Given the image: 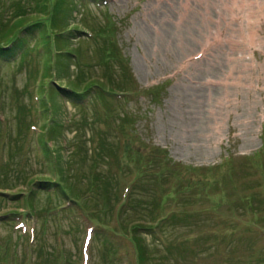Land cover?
<instances>
[{"label":"rangeland","instance_id":"1","mask_svg":"<svg viewBox=\"0 0 264 264\" xmlns=\"http://www.w3.org/2000/svg\"><path fill=\"white\" fill-rule=\"evenodd\" d=\"M75 2L64 23L82 68L62 59L51 85L85 70L116 88L105 102L46 100L53 62L0 60V264H84L85 247L86 264H135L124 224L151 221L145 264H264V0ZM41 95L59 106L47 121ZM53 118L49 158L59 153L76 196L93 190L86 209L24 197V178L53 176L37 137Z\"/></svg>","mask_w":264,"mask_h":264},{"label":"trees","instance_id":"2","mask_svg":"<svg viewBox=\"0 0 264 264\" xmlns=\"http://www.w3.org/2000/svg\"><path fill=\"white\" fill-rule=\"evenodd\" d=\"M80 1L83 0H78V2ZM71 2L72 4L74 2L76 4L77 0H33L34 5L33 7H30L24 4L22 0H12L9 5V7L12 9V11L9 13L10 16L8 18L2 17L0 19V60L12 62L18 58L25 59L29 57L31 53H36L38 55L40 54L46 61L49 62V64L53 62L52 65H54V69L52 67L54 72L49 66L47 69L50 71L46 74L42 70L43 72L40 75V83H43L40 85L42 87L41 91L45 92L47 87L51 91V96H47L48 99H52L57 95V93H61L71 99V101L82 100L86 97L89 98L91 95V99L95 98L99 101L105 102L108 97L102 92H114V88H116L113 87L111 89L109 88L110 84L106 86L103 83V81L106 80H109V83L113 81L109 77L102 79L100 78L101 82L99 81L100 79L93 80L90 77L85 78L86 74H83L85 71L83 70L81 74L78 72L75 79L68 78L65 84H61L63 87H66V90L57 89L51 85L53 77L57 79L58 76L65 73L67 66L63 63L62 59H71V61H73L78 68H82L78 54H76L78 51L76 49H72L67 43L68 33H71V31H77L76 28H71V24L69 26L67 23H64L65 18L67 17V13L64 8L67 6V3L68 5H71ZM30 10H32V12H29ZM66 31L68 33H66ZM93 31L94 34H96V37L102 38L100 36L101 32L98 33V30ZM38 49H41L40 52ZM55 54L58 55V60L56 59ZM117 56L122 57L121 54H117ZM109 61V57L103 61L107 65L105 71L112 74L109 70H107L110 68L108 65ZM80 87L81 89H79ZM68 89H70V91ZM118 90L120 91L121 89L118 88ZM91 92L94 94H89ZM40 103V113L41 116L46 119V121L50 118L51 112L53 113L59 109L58 104L54 100L48 104L45 103L44 97L42 95L40 98ZM46 104L49 105L51 109H48L47 106H45ZM46 121L42 126L41 134H38L37 137L43 156L47 158L49 163H51L50 167L52 168L53 176L52 178H49L44 177L43 175L37 177L29 175L28 177L24 178V180H28L27 183H30L32 186L31 189L26 192V194L24 193V197L28 201V198L32 197L33 199V195H36V193L41 192L49 194L51 192V194L58 197H72L75 202L81 206V208L86 209L87 205H85L82 201L83 199L87 198L88 195L94 197L93 190H87L88 192L85 195L79 197L76 196L78 190L73 191L69 188V186H67L68 178L65 176L67 175L66 169L57 166V157L59 158V153H55V157L49 158L51 150L48 147V143L56 142V135L61 134L60 130L58 129V127H61V125L54 118L52 119V123H50L51 121ZM75 144L73 146H75ZM57 148L58 147L55 149ZM58 149H60V147ZM88 155L90 157V153ZM96 212L97 211L94 210L93 215H95ZM164 220L165 218H161L159 222L162 223ZM153 224V221L149 223H134L131 225L124 224V226L127 227V230H129L127 232L130 236V244H132L135 249V264H145V261L149 259L147 253V244L145 241L146 236H144V234H150V236L153 234L152 231L155 229Z\"/></svg>","mask_w":264,"mask_h":264},{"label":"bare ground","instance_id":"3","mask_svg":"<svg viewBox=\"0 0 264 264\" xmlns=\"http://www.w3.org/2000/svg\"><path fill=\"white\" fill-rule=\"evenodd\" d=\"M181 5L183 6L182 8H184V7H186V0H181ZM184 10L182 11V12H180V17H179V19H180V21L182 20H184V18L183 17H185V15H184ZM184 67V65L182 64H178V66H177V69H182ZM177 72L178 71H176V73L175 74H177Z\"/></svg>","mask_w":264,"mask_h":264}]
</instances>
